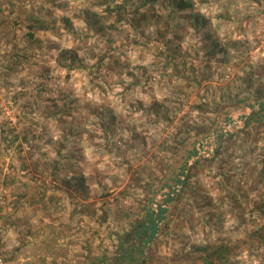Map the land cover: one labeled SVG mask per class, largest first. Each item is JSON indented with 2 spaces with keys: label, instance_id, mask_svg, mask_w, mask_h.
<instances>
[{
  "label": "rangeland",
  "instance_id": "1",
  "mask_svg": "<svg viewBox=\"0 0 264 264\" xmlns=\"http://www.w3.org/2000/svg\"><path fill=\"white\" fill-rule=\"evenodd\" d=\"M250 103L264 0H0V263L264 264Z\"/></svg>",
  "mask_w": 264,
  "mask_h": 264
},
{
  "label": "trees",
  "instance_id": "2",
  "mask_svg": "<svg viewBox=\"0 0 264 264\" xmlns=\"http://www.w3.org/2000/svg\"><path fill=\"white\" fill-rule=\"evenodd\" d=\"M183 7V6H181ZM250 112L244 116V119L241 123L240 126H231L229 129L222 127L220 130V142L228 137H233L234 134H237L238 132H243L246 128V124L248 122V120H252L253 118H258V120L264 121V107L260 106V103H258L257 107L258 109H255V107L250 103L248 105ZM216 132V130H215ZM219 132V131H217ZM264 172V171H263ZM170 176H172V178H169V181L167 183H175V186H178L182 183H184V181H180L178 174L176 173H171ZM169 176V177H170ZM167 193L164 195V201L162 205H158V209L155 213V216L151 218V215H149L148 219L144 220L142 222L141 228L144 231L146 228H148V234L146 233V237L142 238L139 242L141 243V245L143 244L142 240H146L147 244H149L150 242L153 241L154 238H156V236L162 231V228L160 226V223L164 221L165 219V214L168 212V208L167 205L168 202L172 201L174 196L178 193V192H174V188L167 186ZM153 216V215H152ZM147 226V227H146ZM264 229V227H263ZM139 232V231H138ZM224 251V249L220 250V253H222ZM219 253V254H220ZM151 252V254L149 253V258L152 259L154 262H156L157 264H165L167 259H158L154 254ZM129 257L131 256V258L129 259H133V252L130 250L127 254Z\"/></svg>",
  "mask_w": 264,
  "mask_h": 264
},
{
  "label": "built area",
  "instance_id": "3",
  "mask_svg": "<svg viewBox=\"0 0 264 264\" xmlns=\"http://www.w3.org/2000/svg\"><path fill=\"white\" fill-rule=\"evenodd\" d=\"M0 264H3V263H0Z\"/></svg>",
  "mask_w": 264,
  "mask_h": 264
}]
</instances>
